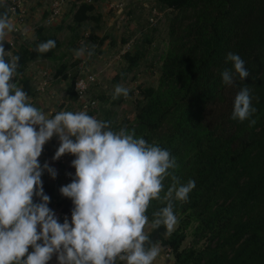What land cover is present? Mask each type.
<instances>
[{
  "label": "trees",
  "instance_id": "16d2710c",
  "mask_svg": "<svg viewBox=\"0 0 264 264\" xmlns=\"http://www.w3.org/2000/svg\"><path fill=\"white\" fill-rule=\"evenodd\" d=\"M71 1H75L69 11L76 24L70 29L73 35L94 7L93 2ZM153 1L174 12L157 85L138 88L133 121L113 130L127 126L135 129L137 137L170 151L181 184L191 179L196 185L186 201L174 200V213L185 216V225L193 218L198 220L197 231L208 236V243L200 250L181 249L185 236L180 226L166 239L163 226L152 229L148 236L152 242L160 241L163 251L170 249L173 259L169 264H264V0ZM5 9L7 4L0 1V12ZM48 15L47 11L43 18ZM53 25L39 26L33 42L20 41L12 51L20 57L17 85L28 96L27 65L38 57L51 59L60 46L52 34L62 26ZM49 39L55 40L56 47L40 56L36 47ZM150 42L144 37L133 52L125 53L123 72L138 67L144 46ZM229 52L239 54L249 72L243 81L237 77L231 87L223 84L220 75L233 67L226 62ZM74 78L69 96L76 101ZM242 87L250 88L257 109L251 117L257 121L253 127L249 121L231 118L235 96ZM103 121L110 120L106 116ZM62 171L64 175L68 169ZM170 184L171 179H166L165 192ZM57 188V183L43 184L50 208ZM34 201L40 202L38 198ZM57 206L70 214L74 207L66 197ZM163 206L166 204L160 201L151 202L146 213L150 222L152 213Z\"/></svg>",
  "mask_w": 264,
  "mask_h": 264
},
{
  "label": "clouds",
  "instance_id": "9594fccd",
  "mask_svg": "<svg viewBox=\"0 0 264 264\" xmlns=\"http://www.w3.org/2000/svg\"><path fill=\"white\" fill-rule=\"evenodd\" d=\"M13 31L5 9L0 12V264H49L54 255L58 264H154L161 242H152L146 228L163 226L168 238L177 223L173 202L186 201L195 181L181 184L170 151L137 137L135 129L113 130L110 121L86 111H59L51 116L30 103L28 94L14 82L20 57L4 47ZM55 47V40L49 39L35 52L41 56ZM94 48L73 51L80 58L93 55ZM226 62L233 67L220 73L224 85L234 86L237 77L243 81L249 76L239 54L229 52ZM121 96L128 98L129 89L116 85L112 99ZM256 111L250 88H240L231 118L249 121L253 127L257 121L251 117ZM54 136L60 144L53 159L75 157L72 182L59 190L74 206L71 222L65 217L62 224L49 207L42 182L45 171L52 179L57 172L39 162ZM152 201L166 206L154 211L150 222L146 213Z\"/></svg>",
  "mask_w": 264,
  "mask_h": 264
},
{
  "label": "rangeland",
  "instance_id": "374dc122",
  "mask_svg": "<svg viewBox=\"0 0 264 264\" xmlns=\"http://www.w3.org/2000/svg\"><path fill=\"white\" fill-rule=\"evenodd\" d=\"M27 1L22 5L23 11H25ZM92 2L94 10L88 14L89 19L77 28L75 41L77 43L79 41L78 37L82 34L81 40L84 41V44H77L76 50L82 46H88L91 50L96 44L99 45L100 51L98 56L100 57L94 55L95 53L91 56L87 55V53L84 55L87 59L85 67L93 74H97L98 70L106 68L103 65L104 59L110 58L112 60V77L109 76L107 71L101 72L105 74V77L101 76L96 84L90 87V98L95 101L96 106L89 115L99 120H103L108 116V120H110L111 126L114 129L121 124H129L133 121L135 102L139 97L138 88L157 85L161 57L169 45L170 21L174 12L170 9H163L153 0H87L86 3ZM74 5L75 1L68 3L66 10H64L61 16L65 19L61 21L63 23V32L60 31V35L62 38L66 37L67 40L71 38L70 35L73 33L70 29L76 27V24L72 22V14L69 12ZM97 31H102L109 35L110 52L106 51V49L104 51L101 50V46L104 45L103 43L107 37H104L100 42V37L95 34ZM144 37H148L151 42L150 44H145V54L141 58L140 64L131 72H123L127 66L124 60L125 53L128 51L133 52L135 45L140 46L143 43ZM67 40L65 39L64 41ZM78 59H80L79 63L82 62L81 57ZM97 66H101V69L97 70ZM73 67H76V65ZM116 85H123L129 89L128 98L121 96L118 99H112ZM66 91L69 95V88ZM69 99H71L70 96ZM113 101H116V103L113 104ZM58 105H60L58 107L59 111H62L65 104L60 102ZM77 111H81L80 106L77 107ZM53 143L56 145L55 148L51 143H46L45 147L50 153L55 155L60 143H56L55 140ZM64 156H66L70 164L75 159L70 154ZM39 162L41 167L46 163L42 156L39 158ZM42 182L43 184H55L47 171L42 175ZM57 184L58 188L54 204L51 206L53 210L58 208L57 203L63 197L59 191L60 188L68 183L60 178ZM184 217V215H177V223L172 230L173 232L179 226L182 227V233L185 238L182 242L181 249H202L208 243V236L197 231L198 220L193 218L189 224L185 225ZM151 230L150 227L146 228L147 234ZM170 255V258L173 259L171 253Z\"/></svg>",
  "mask_w": 264,
  "mask_h": 264
},
{
  "label": "crops",
  "instance_id": "0c3cea01",
  "mask_svg": "<svg viewBox=\"0 0 264 264\" xmlns=\"http://www.w3.org/2000/svg\"><path fill=\"white\" fill-rule=\"evenodd\" d=\"M1 1V0H0ZM52 0H28L25 4V23L22 24L19 28L22 30V35L14 34L13 32L8 35V37L5 40V50L6 51H13L17 48V43H20V41L25 42H33L35 40V30L39 26H46L45 25V19L44 13L47 11L50 7ZM68 4V3H67ZM66 7H64V10H66ZM64 12V11H63ZM65 18L61 17L60 20L55 23L53 26H63V23L61 22ZM14 26H16L15 20L11 18ZM48 27V26H46ZM62 27L59 31H54L52 35L55 36V38L59 41V48L54 52V56L51 59L48 58H40L35 59L29 62L27 65V68L24 72V77L28 81L29 87L31 89V93L28 96L29 102L32 103L37 108L43 110L46 114H50L51 116H54L55 113L59 112L58 103H64L65 106L62 111H77V107H79V104L75 100L69 99V95L66 90H68L71 80L73 77L77 76L80 71L86 70L91 73L89 69H87L86 66V57L82 56V62L79 63L78 58L75 57L74 51L77 48V44H80L81 42V36L80 34L79 41L76 43L75 38L76 34L70 35L71 38L67 40V38L60 35L62 31ZM63 32V31H62ZM88 34V33H84ZM96 36L100 37L99 41L102 40L104 37H107V39L104 41V45L101 46V50L109 51L111 48L110 45V37L105 32L97 31ZM109 34V33H108ZM111 35V34H110ZM67 41H64V40ZM101 42V41H100ZM10 44L12 46H10ZM9 49H8V47ZM105 47V48H104ZM100 51V47L98 44L95 45L94 48V55L98 56ZM110 52V51H109ZM112 60L110 58L103 60V65L106 67L103 70L101 69V66H97V74H94L96 77L99 78L101 76L105 77V74H102L101 72H108L109 76L112 77ZM107 64V65H106ZM76 67H73L75 66ZM70 67H72L70 69ZM86 68V69H83ZM44 73H47L49 76V80L47 81L46 86H42V82H44L45 77L43 76ZM93 74V73H92ZM110 77V78H111ZM58 105V106H57ZM54 114V115H53ZM60 143L59 138L57 136H54L48 143H51V145L55 148V143ZM61 224L64 222V220L59 221ZM71 222V220L69 221ZM30 252L32 249L29 250ZM49 264H58L57 258L54 255L52 260L49 262ZM154 264H168V259H165L164 251L161 247L160 255L156 258L154 261Z\"/></svg>",
  "mask_w": 264,
  "mask_h": 264
},
{
  "label": "built area",
  "instance_id": "2783aa9c",
  "mask_svg": "<svg viewBox=\"0 0 264 264\" xmlns=\"http://www.w3.org/2000/svg\"><path fill=\"white\" fill-rule=\"evenodd\" d=\"M2 2L6 3L9 10V15L11 18L15 20L16 26H14V34L22 35V30L19 28L22 24L25 23V11L22 9V5L26 0H1ZM71 0H52L50 4V8L48 10V16L45 19V25L50 26L58 22L63 14L64 7H66L67 3ZM82 1L87 0H76L77 4H80ZM84 41L81 40L80 45H83ZM10 46H12L10 44ZM43 76L45 77L44 82H42V86H46L47 81L49 80V76L47 73H44ZM14 82L18 83V80L14 78ZM97 82L96 76L86 70L80 71L77 76L74 78L73 83V91L76 96V101L81 107V111H90L96 106L95 101L90 98V87L95 85ZM48 149L44 146L42 157L45 159L48 165L55 169L57 172V176L53 179V182L56 184L59 179H63L65 182H69L74 175V169L71 166L72 163H68L66 156L61 157L60 160L56 161L53 159L54 155H49ZM63 168H67L63 175ZM69 173L71 175H69ZM73 207V203H72ZM52 209V208H51ZM53 210V209H52ZM58 218L59 221L64 220L65 217L68 220H71V214L68 212H64L61 207L55 208L53 210ZM170 249H167L164 253L165 259H168V264L170 261Z\"/></svg>",
  "mask_w": 264,
  "mask_h": 264
}]
</instances>
